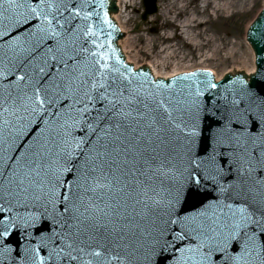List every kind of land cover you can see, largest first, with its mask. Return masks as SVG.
<instances>
[{
	"label": "snow or ice",
	"instance_id": "1",
	"mask_svg": "<svg viewBox=\"0 0 264 264\" xmlns=\"http://www.w3.org/2000/svg\"><path fill=\"white\" fill-rule=\"evenodd\" d=\"M104 7L0 0V78L19 72L0 84V254L15 239L20 264H264V76L223 109L200 99L210 73L165 95L101 39ZM248 35L264 46V16Z\"/></svg>",
	"mask_w": 264,
	"mask_h": 264
},
{
	"label": "rangeland",
	"instance_id": "2",
	"mask_svg": "<svg viewBox=\"0 0 264 264\" xmlns=\"http://www.w3.org/2000/svg\"><path fill=\"white\" fill-rule=\"evenodd\" d=\"M124 1L126 3L122 4L123 13L119 17L124 25L125 34L121 44L126 56L134 65L144 66L150 62L157 65L163 61L162 57L172 53L169 58H165L163 69L158 67L159 73H171L175 69L184 71L190 67L202 66L213 69L220 76L227 72L248 70L246 63L252 62V54L246 42V33L264 6V0H235L236 4L246 2V6L241 9L235 8L224 16L205 14V20L208 21L194 33L198 36L200 45L197 47L188 42L181 34V30H177L175 37L167 38L168 33L171 34L170 37L174 36V30L165 26L166 22L161 14L143 21V0ZM192 1L194 3L189 10L194 6L198 8L200 3V0H187V3ZM165 4L166 0H159L160 11ZM180 19L183 20V16ZM164 49L165 51H162Z\"/></svg>",
	"mask_w": 264,
	"mask_h": 264
},
{
	"label": "water",
	"instance_id": "3",
	"mask_svg": "<svg viewBox=\"0 0 264 264\" xmlns=\"http://www.w3.org/2000/svg\"><path fill=\"white\" fill-rule=\"evenodd\" d=\"M104 4H105V7L103 9H98V11L100 12V16L94 17L93 23H94V25H98L103 29V32L105 35L101 36L102 40L107 38V33H111L112 47H114L116 49L117 54L120 56L121 60L124 63L123 57L120 54V51L116 46L117 40L122 38V35L119 33L116 26L114 25V23L109 18L110 13L116 12L115 3L113 0H104ZM145 6H146V13L143 16L144 20L147 19L148 15L156 12V1L155 0H146ZM105 12H107L108 19L111 22V24L113 25V27H111V28H109L107 25H103L101 23V18L103 17ZM261 16H264V12L260 15V17ZM248 40H249V35H248ZM250 43L252 44V46L256 52L258 74L256 76L251 77V83H248V84H250L252 86L253 90H257L258 87L261 86L259 84L260 76H264V46L255 45L251 41H250ZM88 46H91V45H88ZM112 62L114 63V60ZM126 66H128L132 69V66H130V65H126ZM141 71L147 73L148 79L153 81L152 77L149 73V70L147 68H143L139 72H141ZM139 72H137V73H139ZM196 73H197L196 80L201 82V86L203 87V82L209 78L208 77L209 73H207V72H196ZM18 74H19V72L15 73L14 75H9L7 77V79L0 78V84H7V83L14 81L15 75H18ZM183 76H185V75H183ZM180 77H182V76H180ZM180 77L170 79L167 82L163 81V80H158L157 82L171 85V89H161L160 91L165 95H167L169 92H171V94L175 96L178 93L187 92V90H188L187 86L188 85H192L193 89L195 88V83L193 81L180 80L179 79ZM137 79L139 80L140 77L137 76ZM240 79H243L246 81V76H244L243 74H238L235 77L229 75L225 78V80L223 82L216 84L217 85L216 89L209 90L208 92L205 93V96L201 97L200 99L204 100L205 98H211L207 102L209 107H211V100H215L216 103L220 105L221 109H223V107H225L228 104V102L232 99L233 91H236V92L240 91V89L242 87L239 83ZM211 80H212V82H214L212 76H211ZM174 81H175V83H173ZM149 87H154V86L149 85ZM225 97H227V99H225ZM207 123H209V121H205V124H207ZM213 126H215V124H213ZM32 242L35 243V241H32ZM23 243H24L23 240H21L19 243H17L15 241V239L13 241H11L10 244H11V247L13 250H12L10 255L0 254V264H20L21 260L24 258V254H23V250H22L23 249ZM89 243L91 244L92 248H99L100 244H107V241H105L101 238H97L96 240L90 241ZM114 251H119L122 257H124L126 255V253L124 252L123 249H114ZM47 252H48V249L45 248L42 250L41 254L44 255L45 257H47ZM129 259L132 260V264H138V262L135 261L134 259H132L131 257H129ZM50 264H51V262H50Z\"/></svg>",
	"mask_w": 264,
	"mask_h": 264
},
{
	"label": "bare ground",
	"instance_id": "4",
	"mask_svg": "<svg viewBox=\"0 0 264 264\" xmlns=\"http://www.w3.org/2000/svg\"><path fill=\"white\" fill-rule=\"evenodd\" d=\"M119 2V7H120V13L118 16H116V20L118 21L119 25L121 26L122 29H124V25L120 20V16L123 13L122 12V4L125 5V1L124 0H118ZM204 4H207L208 7L211 10L212 14H216L217 16H224L226 14L229 13V11L233 10V9H238V8H243L244 6H246V2H239V3H235V0H201L200 2V10L203 9ZM164 6V5H163ZM188 8V3L187 0H166V4L165 6L162 8V10L160 11V14L163 16V18L165 19V26L168 28L172 27V21L176 22L174 20V18L176 17H180L182 15H184V13H186ZM173 14V16H172ZM205 12H203L201 15H199V12L193 11L190 12L189 16L187 18H185L183 21H179L177 22V24L179 25L180 28H182V34L184 35V37L188 40V42H190V44H192L193 46H200L199 45V41L197 39V35L194 34L195 30L201 26L204 25L205 23V17H204ZM171 34H167L166 37L170 38ZM165 37V38H166ZM210 41L212 42V37H210ZM162 51H165L162 50ZM215 51H217V47L215 46ZM252 56L254 55L252 53V51H250ZM170 54H166L164 57H162L163 61L157 63V65H155L154 63L150 62L148 64V67H150L153 71V73L156 75V77H170L173 76L175 74H177L180 69H175L173 70V72H171L170 74L167 73H159L158 71V67H164L165 64V58H169ZM173 56V55H172ZM250 63H246V65H248V70L247 73L251 74L254 72L255 67H254V62H253V58H251ZM205 67V69L207 68V66H202ZM193 67L187 68V70L192 69ZM213 72V71H212ZM217 79H220V75L216 76Z\"/></svg>",
	"mask_w": 264,
	"mask_h": 264
}]
</instances>
